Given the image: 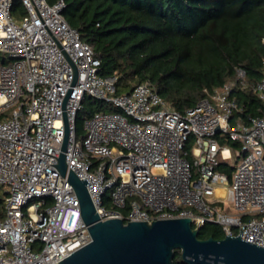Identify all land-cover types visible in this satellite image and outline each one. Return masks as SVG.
<instances>
[{
    "label": "built area",
    "instance_id": "built-area-1",
    "mask_svg": "<svg viewBox=\"0 0 264 264\" xmlns=\"http://www.w3.org/2000/svg\"><path fill=\"white\" fill-rule=\"evenodd\" d=\"M64 8L65 0H0V264H58L91 240L57 168L65 122L67 170L86 180L101 219L189 216L193 228L216 223L233 236L241 228L242 239L264 247V114L243 115L232 95L248 85L244 70L183 112L149 81L116 94L119 75L98 74L99 59ZM251 89L264 100V76ZM86 95L120 112L88 117L80 143L76 115ZM224 162L231 177L217 168Z\"/></svg>",
    "mask_w": 264,
    "mask_h": 264
},
{
    "label": "trees",
    "instance_id": "trees-1",
    "mask_svg": "<svg viewBox=\"0 0 264 264\" xmlns=\"http://www.w3.org/2000/svg\"><path fill=\"white\" fill-rule=\"evenodd\" d=\"M14 13H24L19 2ZM63 16L91 45L99 59L98 74L119 75L116 94L149 81L171 107L183 112L241 68L248 85L232 95L243 115L264 114V100L251 89L264 76V0H65ZM2 61L6 57L0 53ZM107 110L120 112L110 102L86 95L76 115V133L88 117ZM227 143L238 145L231 139ZM217 168L231 177L232 165L224 162ZM5 194L0 185V217ZM108 197L103 196L104 206L113 208ZM224 235L216 223H205L197 232L200 239ZM173 261L187 264L179 249Z\"/></svg>",
    "mask_w": 264,
    "mask_h": 264
},
{
    "label": "water",
    "instance_id": "water-1",
    "mask_svg": "<svg viewBox=\"0 0 264 264\" xmlns=\"http://www.w3.org/2000/svg\"><path fill=\"white\" fill-rule=\"evenodd\" d=\"M65 122L64 141L57 168L66 175L80 205L91 240L75 249L58 264H174L179 249L187 264H264V247L242 239L240 234L200 239L189 216L157 218L151 222L111 217L101 219L87 190L86 180L67 170L64 151L68 142Z\"/></svg>",
    "mask_w": 264,
    "mask_h": 264
},
{
    "label": "rangeland",
    "instance_id": "rangeland-1",
    "mask_svg": "<svg viewBox=\"0 0 264 264\" xmlns=\"http://www.w3.org/2000/svg\"><path fill=\"white\" fill-rule=\"evenodd\" d=\"M84 136H85V131H84V124H83L82 128H79L77 130V133H76L77 141L81 143L83 141ZM229 210L232 211V207H230Z\"/></svg>",
    "mask_w": 264,
    "mask_h": 264
}]
</instances>
